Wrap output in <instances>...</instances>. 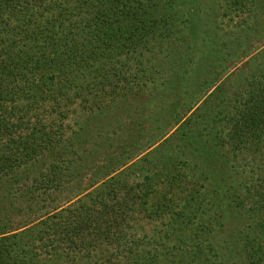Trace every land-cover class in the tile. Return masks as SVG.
Returning a JSON list of instances; mask_svg holds the SVG:
<instances>
[{
	"label": "trees",
	"instance_id": "trees-1",
	"mask_svg": "<svg viewBox=\"0 0 264 264\" xmlns=\"http://www.w3.org/2000/svg\"><path fill=\"white\" fill-rule=\"evenodd\" d=\"M109 1L92 3L84 0L83 6L87 9L84 14L89 20L86 27L89 30L83 31L93 34L87 40L89 48L78 49V56L75 54L73 58L72 55L66 57L64 53L54 52L53 42H48L51 38H45V47L40 49L35 46L44 37L43 30L35 26L28 29L26 14L40 0H0V11L6 14L5 19L2 18L3 13L0 15V189L4 190L6 200L3 202L9 203L13 199L20 200L14 196L20 191V197L29 205L28 210L38 219L42 215H51L58 207L51 213H37L42 209L32 206L35 203L28 198L31 197V190L27 183L32 179L35 191L45 195L46 189L58 179L60 154L56 150L60 138L56 141L55 130L50 127L48 130L42 123L43 114L34 115L32 122L29 118L23 120L26 114L21 120L17 118L15 123L8 118L15 117L16 113L39 110L46 102L55 105L64 102L66 97L61 94L62 83L77 74L74 70L78 68V75L82 77L100 75L98 81L87 86L83 99L88 103L89 96H93L87 108L90 121L104 124L92 125V131H102L106 137L112 133L108 126L113 120L108 118V113L118 92L114 89L116 86L113 89L109 87L113 86L110 80L116 78L118 70L114 69L115 65L110 60L116 53H129L135 46L136 37L142 40L148 32L140 28L132 30L131 27L129 31L126 20H121L123 26L114 28L107 19L110 10L104 8ZM257 1L251 0V3L256 6L254 12L262 17ZM98 2L101 6H97ZM124 6L126 3L121 5ZM51 10L60 19L72 12V9L60 7L58 3L53 4ZM8 15L14 19L13 28L8 25ZM31 18L34 19V16ZM255 18L260 20L261 31L264 32V20ZM47 25L45 23V27ZM250 35L254 37V32ZM212 41L213 47L200 52L209 53L217 49L224 58L222 52L226 51L230 62L245 55V52L238 54L239 51L234 49L241 47L235 45V40L221 42L223 50L215 39ZM105 55H109V60L104 61ZM98 61L104 66L98 65ZM116 65L125 66L121 62ZM263 75L264 70L259 74L252 72L245 79L239 75L236 78L239 88L233 91V99L225 94L223 88L216 89L179 125L174 147L167 141L161 142L145 157L130 165V161L139 157L140 147L146 148L148 140L141 134L142 127L133 129L130 122L121 126L119 129L125 133H120L116 145L108 142V151L103 156L108 159L106 167L110 172L127 165L123 172L114 174L107 184L90 193L95 199L92 204L83 200L77 202L72 210L68 208L54 213V219L60 218L57 224H53L54 229L49 227L47 219H42L41 224L34 225L33 229L20 231V227L28 225L3 223L0 218V264H39L38 255L45 251L48 255L50 238L47 235L51 229L58 231L62 238H67L74 247L76 241L73 238L78 240L79 250L115 244V249L122 250L114 255L116 264H264ZM174 76L180 80L179 76ZM17 87L20 91L16 90ZM8 101H21L25 105L24 110L21 105H12L13 112L7 113L8 118L1 116ZM115 110L121 117L122 110L118 107ZM174 117L178 124L176 113ZM23 125L28 127L27 132L21 131ZM85 129L84 133H88ZM207 132L210 137L205 140ZM140 140L145 141V146H140ZM176 149L186 153L183 160L175 159ZM111 153H116L115 157L112 158ZM242 158L244 162L240 163ZM48 159L53 160L49 173L43 169ZM32 172L35 174L33 178L30 176ZM106 175L110 174L104 173L100 178ZM128 176L138 179V182H129ZM96 177L97 182L101 180ZM17 185L23 188H14ZM205 185H209L207 188L210 189L206 196L201 192ZM24 188L27 190L23 191ZM118 194H121V200L116 206L108 207L107 196L115 199ZM180 201L182 206L178 204ZM197 201L201 206H194ZM96 202L101 211L95 210ZM209 216H213L212 224L209 223ZM136 221L154 223L151 235L139 239L133 233L119 230L125 227L131 231L129 223ZM217 235L223 239L215 243L213 241L219 239ZM102 240L105 242L102 243ZM99 255L106 254L100 252ZM89 263L92 264L86 259L83 264Z\"/></svg>",
	"mask_w": 264,
	"mask_h": 264
},
{
	"label": "rangeland",
	"instance_id": "rangeland-1",
	"mask_svg": "<svg viewBox=\"0 0 264 264\" xmlns=\"http://www.w3.org/2000/svg\"><path fill=\"white\" fill-rule=\"evenodd\" d=\"M89 1L96 3L98 0ZM112 1L110 0L104 7L107 8L106 10H110L109 17L107 16L109 24L116 28L120 25L123 26L121 20H126L128 21V24H126L128 30L131 27L132 30L140 28L144 32H148L147 37L142 38V40H137L136 37L135 46L130 47L129 53L125 54L124 51L116 53L110 60L115 65L114 69L118 70L116 72L117 79L112 78L110 81L113 86L109 87V89H113L116 86L114 89L118 92L108 113L110 115L108 118L113 120V123L108 126L112 133L106 137L102 131L97 132L99 135L92 131V125L95 127L101 124L92 123L90 113L87 111L93 96H89L88 103L83 102L88 90L87 86L98 81L100 75L93 74L89 77L88 75L82 77V75H78V68L75 69V66V70H73L77 74L72 76L68 82L62 83L61 94L62 97L63 94L66 97L63 98L64 102L58 105L52 102H43L44 104L39 110L29 111L28 113L25 111L23 114L16 113L15 117L11 119L7 115L9 111L13 112L10 106L21 105L24 110L23 106L25 105L21 101H13V103L8 101L5 104V110L1 116L15 123L17 118L21 120L24 114L27 118L25 117L23 120L26 121L29 118L30 122L34 121V115L43 114L42 123L47 128L50 127L55 130V133H57L56 141H59L57 138H60L58 148L56 147V151L60 154L57 161L58 179L51 184L49 189H46L45 195L35 191L32 179H29L27 183L30 185L29 189L31 190V197L28 198L30 200L32 198L31 203H35L32 206L42 209L37 213H51L54 208L58 207L57 211H54L51 215H42V218L38 219L33 212L28 210L29 205L20 197V195L22 196L20 191L14 193L15 198L20 200L13 199L9 203L8 201L3 202L6 200L3 195L4 190L1 191L2 189H0V201H2L0 205L1 221L3 223L8 221L15 225H28L25 228L20 227V231L33 229L34 225L41 224L42 219H47L49 227L54 229V225L60 220V218L54 219L52 217L54 213L64 212L68 208L72 210L79 201L85 200L88 201V204L93 203L95 199L93 200L90 193L102 187L103 184H107L114 174L121 172L127 166L112 173L106 167L108 159L103 156V153L108 151V142L116 145L120 133H125V131L119 129L121 126L130 122L134 127L133 129L142 127L141 134L145 140H148L146 148L140 147L142 151L138 153L139 157L130 161V165L139 158L145 157L151 149L157 148L161 142L167 141L174 147L177 128L193 114L195 108L203 104L209 94L223 88L225 94H229L233 99V91L239 88L236 85V78L239 75L242 79H245L252 72L259 74L264 70V64L262 63V61L264 62V32L261 31L262 24L260 20L255 18L257 16L259 19L264 20V0L257 1L260 5L262 17L254 12L256 6L251 3V0ZM40 3L36 4L37 6L26 14L28 29L35 26V28L43 30L44 37L35 46L41 49L45 47V38H51L48 42H53L54 52L64 53L66 57L72 55L73 58L75 54L78 56V49L89 48L87 40L92 32H86L89 30L86 27L89 20L88 15L84 14L87 10L86 6H83L84 0H40ZM55 3H58L60 7L72 9L71 14L62 19L57 17V13L51 10L52 5ZM125 3L126 6L121 7ZM97 6H101V3L98 2ZM241 7L243 8L239 10ZM54 8L57 9V7ZM2 13L3 11H0V15ZM6 13L9 14V12ZM80 13L82 14L79 15ZM2 16L3 19L6 18L5 13ZM31 16H34V19ZM8 19V25L13 28L14 19L10 18L9 15ZM45 23L49 25L45 27ZM253 32L254 37H250ZM212 39L217 41L222 50L223 45L221 42L235 40V45L238 44L243 48L235 47L234 49L239 51L238 54L245 52V55L239 56L236 61L230 62L226 51L222 52L224 58H221L222 54L217 49H212L209 53L200 52L204 48L213 47L214 42ZM63 48L65 50H59ZM108 57L109 55H105L104 61L109 60ZM118 62L125 66L121 68V66L116 65ZM98 65L102 67L104 63L98 61ZM172 74L179 76L180 80ZM74 77L75 81H72ZM109 89L106 91H109ZM16 90L20 91V88L17 87ZM117 107L122 110L121 117L116 114L115 108ZM174 113L178 115V124L175 121ZM88 124H90L89 127L85 129ZM27 128L24 126L21 131L27 132L29 130ZM84 129L88 133H84ZM16 135L17 133L14 134V136ZM173 135L174 138H172ZM209 137L210 134L207 132L204 139L208 140ZM139 143L140 146H145L144 140H140ZM177 146H180L179 143H177ZM99 147L100 149L96 151ZM262 150L264 151V146ZM175 151L177 153L175 159L183 160L186 156V153L181 149ZM111 155L113 158L116 153H111ZM135 156L137 157V155ZM52 161V159H48L47 166L43 167L48 173L51 172L49 165ZM239 162H244V158ZM22 169L24 173V167ZM104 173L110 175H106L101 179L100 177ZM30 176L31 178L35 177L34 172ZM95 177L101 180L97 182ZM127 179L133 184L138 182V179L133 177L128 176ZM208 186L205 185L201 190L205 196L210 192ZM14 188L20 190L23 187L17 185ZM25 190L27 188L23 189V191ZM121 198V194H118L115 199L107 196L106 204L108 207L116 206ZM178 204L182 206L183 203L180 201ZM193 204L194 206H201L198 201ZM95 210L101 211L97 202L95 203ZM48 216L50 217L48 218ZM65 216L66 213L64 218ZM212 217L209 216V223L211 224ZM129 225L131 231L125 227L119 230H126L131 235L133 233L139 239L151 235L154 229V223L145 224L136 221L135 223H129ZM53 229L49 230V235H47V238H50L48 255L46 251L42 255H38L39 261L37 262L39 264L46 261L51 264H83L86 259L92 264H116L114 255L122 251L118 250L117 247L115 249V244H104L102 247L92 246L93 248L79 250L80 243L78 240L73 238L76 241L74 247L68 243L67 238H62L58 231ZM217 236L219 239L213 241L215 243L221 242L223 239L221 235ZM101 242L104 243L105 241L102 240ZM100 252L106 255L101 256L99 255Z\"/></svg>",
	"mask_w": 264,
	"mask_h": 264
}]
</instances>
